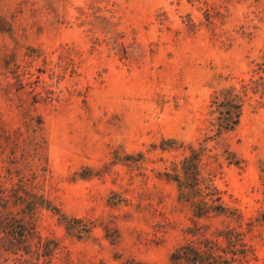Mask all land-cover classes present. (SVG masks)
<instances>
[{
    "label": "rangeland",
    "instance_id": "rangeland-1",
    "mask_svg": "<svg viewBox=\"0 0 264 264\" xmlns=\"http://www.w3.org/2000/svg\"><path fill=\"white\" fill-rule=\"evenodd\" d=\"M229 86L241 121L202 173L259 217L245 264H264V0H0V222L37 226L0 264H170L196 217L167 173L214 134Z\"/></svg>",
    "mask_w": 264,
    "mask_h": 264
},
{
    "label": "trees",
    "instance_id": "trees-1",
    "mask_svg": "<svg viewBox=\"0 0 264 264\" xmlns=\"http://www.w3.org/2000/svg\"><path fill=\"white\" fill-rule=\"evenodd\" d=\"M244 95L236 86L221 89L213 95L210 120L213 135L207 136L199 146H190V154L185 157L179 166L167 173L168 180H173L178 186V199L191 206L196 220L194 226L188 227L186 232L191 236L185 242L176 246L170 254V264H245L255 247L247 240V233L252 231L259 217L245 221L244 215L238 208L225 202L221 191L208 183L203 176L202 163L207 154L209 139H217L225 132L234 130L240 123L244 110ZM165 148V147H164ZM20 196L17 205H24L27 201ZM7 211L11 209V198H4ZM33 212L37 206L43 207V202L35 201ZM66 228L71 234L82 236L73 222L78 218H68L64 215ZM220 219V225L214 223H200V220ZM5 223L6 241L0 249L5 252L18 254L21 251L29 253L31 240L37 231L35 222H26L23 219H11ZM212 226L214 227L212 230ZM247 226V227H245ZM89 232L90 229H87ZM121 264H135L125 260Z\"/></svg>",
    "mask_w": 264,
    "mask_h": 264
}]
</instances>
